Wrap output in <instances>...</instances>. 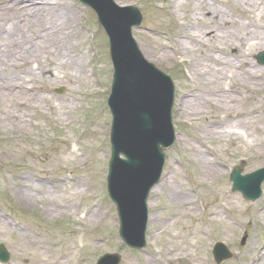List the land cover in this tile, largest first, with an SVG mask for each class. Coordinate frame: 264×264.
Masks as SVG:
<instances>
[{
  "label": "rangeland",
  "instance_id": "rangeland-1",
  "mask_svg": "<svg viewBox=\"0 0 264 264\" xmlns=\"http://www.w3.org/2000/svg\"><path fill=\"white\" fill-rule=\"evenodd\" d=\"M12 1L0 0V12ZM30 1L32 6L51 11L64 7L70 14L69 36L60 49L56 43L46 44L23 60L8 58L0 70V81L8 83L5 96H0V244L11 254L8 264H95L105 254L120 255L119 264H216L212 256L216 242L231 253L220 264H247L256 256L262 262L264 182L261 197L250 202L231 191L229 174L234 166L243 175L264 166V135L255 133L264 122L256 121L248 130L255 137L250 150L244 145L241 149L239 141L232 139L208 138L206 120L194 125L187 111L193 103L185 95L203 87L207 100L213 94L190 75L194 57L185 58L178 52L181 26L193 21L187 14L193 0H183L180 11L171 9L172 0H116L119 5L139 9L142 24L133 30L134 39L146 51L145 58L175 84L172 116L176 141L166 151L161 181L150 195V223L142 251L130 250L120 240L115 207L106 191L111 124L106 101L112 79L107 37L94 13L78 0ZM202 1L236 22H249L241 11H235L234 0ZM252 24L264 32V19L255 18L248 28ZM198 25L201 28L203 22ZM226 27L223 30L231 38L228 43L235 46V30ZM11 43L17 50V43ZM214 46L220 52L217 55L233 59L232 46L220 41ZM164 48L168 59L159 56ZM243 49L251 70L264 69L255 60L264 47ZM62 57L72 58L75 65L62 64ZM75 68L78 73L73 72ZM247 68L236 71L242 74ZM26 72L27 77L13 79ZM224 84L238 89V110L256 107L264 118L263 76L249 79L244 73ZM222 91L217 88L214 94L223 95ZM185 101L188 104L183 105ZM202 106L209 118L220 116L217 110ZM199 155L222 163L224 175L212 180L199 174L195 164ZM21 193L33 199L25 204L18 199ZM214 210L219 221H212ZM90 211L95 217L83 220V213Z\"/></svg>",
  "mask_w": 264,
  "mask_h": 264
},
{
  "label": "water",
  "instance_id": "water-1",
  "mask_svg": "<svg viewBox=\"0 0 264 264\" xmlns=\"http://www.w3.org/2000/svg\"><path fill=\"white\" fill-rule=\"evenodd\" d=\"M80 2L94 10L109 38L113 81L108 99L112 126L107 189L117 208L120 237L127 246L139 249L145 245L148 195L159 181L163 150L175 140L171 123L174 85L169 76L143 59L132 38V28L141 23L136 8L118 7L114 0ZM257 60L264 64V54H259ZM231 180L233 191L254 201L261 194L264 169L245 177L236 169ZM213 254L217 263L230 257L221 244L215 246ZM0 258L8 259L1 246ZM119 261L118 256L111 255L102 258L99 264H118Z\"/></svg>",
  "mask_w": 264,
  "mask_h": 264
},
{
  "label": "bare ground",
  "instance_id": "bare-ground-1",
  "mask_svg": "<svg viewBox=\"0 0 264 264\" xmlns=\"http://www.w3.org/2000/svg\"><path fill=\"white\" fill-rule=\"evenodd\" d=\"M257 1L259 0H234L233 8L236 12L241 11L240 14L243 15L245 21H249L247 24H251L255 18L264 19V3L258 4ZM172 3L173 7L171 9L177 8L178 11L185 4L183 0H172ZM32 5H34V2L30 0H14L2 6V12H0V70L8 63V58L17 57V59L23 60L26 56L31 57L33 50L35 53L36 50L44 48L46 44L56 43V49H60L64 45L61 43L65 42V38L69 36L67 30L70 14L64 7L61 9L55 8L51 11L49 7L43 8L38 5ZM172 13L174 12L172 11ZM187 14L190 15L193 21L186 22L181 26L178 33V39L181 40L177 45L178 52L185 58L187 55L194 57L189 71L190 75L193 76V79H197L203 85L209 87L215 96L214 98L211 95L213 99L207 100L208 98L204 95L206 92L204 87L198 89L195 93H187L185 97L189 99V102L193 103L187 106V111L193 117L194 125H199L202 119L207 121L208 126L205 133L208 138L212 140L232 139L239 141L238 145L241 149L245 146L246 149L250 150L255 142V137L248 130L253 124H256V121L263 120L264 122V118L256 111V107L238 110L240 105L237 96L238 89L230 86L225 88L226 84L224 83L232 81V79L242 76L244 73L249 79L257 76L264 77V69L251 70L250 63L245 59V49H243L244 47L249 49L251 47H264V32L259 31L256 24L250 25L249 28L251 29H249L246 22H236L235 19L228 17L220 8L208 5L202 0H193L191 9ZM198 22H203L201 28H199ZM227 25L235 30L234 36L238 41L235 46L228 43L231 39L230 33L223 30L227 28ZM19 26L27 29L18 30ZM41 27H44L45 30H40ZM3 30H7V32L1 35ZM11 41L17 43V50L12 48L14 45ZM217 41L224 43L226 47L232 46L234 48L233 59H224L217 55L220 53L214 46ZM145 52V50L142 51L144 58ZM159 56L163 59H168L169 53L164 48L160 50ZM174 56L177 57L176 52ZM61 59L60 62L62 64L75 65L72 58L62 57ZM240 67L248 68L244 73L240 74L236 71ZM73 72L78 73L76 68ZM27 75L28 72L16 75L17 77L13 76V79L25 78ZM7 84V82L3 83L0 81V96H5L6 92H4V89ZM217 88L224 90L222 91L223 95L214 94V90ZM24 95L25 93L22 94V96ZM222 103L229 105L230 108L224 107ZM186 104L188 102H183V105ZM202 105H208L212 110H217L220 116L209 118L206 116L207 113L205 114L203 111L206 108ZM255 133L264 135V123L260 129L255 130ZM195 164L198 167L199 174H207L212 180L220 179L224 175L221 170L223 164L219 161H215V163L209 162L205 156L199 155L197 160H195ZM18 199L26 204L29 199L33 198L28 193H21ZM219 210L222 211L220 208ZM58 216L61 215L58 214ZM91 216L95 217L93 212H86L85 214L83 213L82 219L86 220ZM218 216L219 214L214 210L211 214V217H213L212 221H219ZM247 264H264V260L261 262L260 256H256Z\"/></svg>",
  "mask_w": 264,
  "mask_h": 264
}]
</instances>
